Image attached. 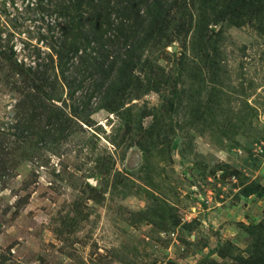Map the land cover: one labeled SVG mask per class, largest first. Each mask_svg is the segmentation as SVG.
<instances>
[{"label":"rangeland","instance_id":"rangeland-1","mask_svg":"<svg viewBox=\"0 0 264 264\" xmlns=\"http://www.w3.org/2000/svg\"><path fill=\"white\" fill-rule=\"evenodd\" d=\"M34 2L0 0V264L246 257V228L264 219V31L210 25L208 43L191 55L194 27L180 7L172 46L146 45L148 78L161 73L157 65L165 71L158 93L128 101V115L98 109L63 139L35 118L22 138L14 113L21 79L1 53L13 42L15 62L27 68L34 49L45 52L40 13L50 12ZM184 46L186 63H174Z\"/></svg>","mask_w":264,"mask_h":264},{"label":"trees","instance_id":"trees-1","mask_svg":"<svg viewBox=\"0 0 264 264\" xmlns=\"http://www.w3.org/2000/svg\"><path fill=\"white\" fill-rule=\"evenodd\" d=\"M34 5L50 12L40 13L42 26L48 27V33L40 35L46 50L34 49L36 59L45 61L34 59L33 67H22L14 60L15 46L10 40L11 46L1 53L12 74L21 79V98L14 113L23 119L20 130L17 128L22 138L27 137L24 133L35 118L51 124L56 138L63 139L73 126L88 125L98 109L128 115V101L144 92L158 93L165 71L156 64L161 73L148 78L153 62L146 55V45L157 43L163 51L172 46L179 32L180 7L189 8V27H194L188 44L191 55L196 54V46L208 43L205 34L210 25H252L264 31V0H35ZM45 15H53L54 22L44 21ZM42 32L39 27L38 33ZM184 48L177 58L172 52L174 63H186ZM135 69L143 76L133 75ZM93 99L99 105L92 109ZM55 101L62 108L53 105ZM24 104L31 107L26 110ZM246 230L252 239L248 255L231 260L264 264V219Z\"/></svg>","mask_w":264,"mask_h":264}]
</instances>
